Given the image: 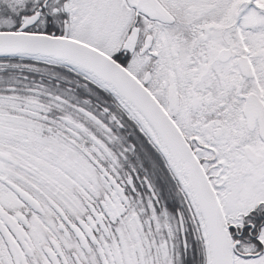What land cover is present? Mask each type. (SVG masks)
<instances>
[{
  "label": "snow or ice",
  "instance_id": "1",
  "mask_svg": "<svg viewBox=\"0 0 264 264\" xmlns=\"http://www.w3.org/2000/svg\"><path fill=\"white\" fill-rule=\"evenodd\" d=\"M0 264H264V0H0Z\"/></svg>",
  "mask_w": 264,
  "mask_h": 264
}]
</instances>
